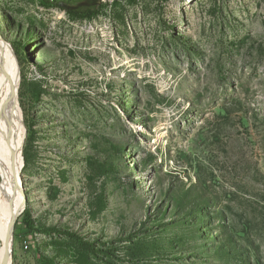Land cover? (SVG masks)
Returning a JSON list of instances; mask_svg holds the SVG:
<instances>
[{
  "label": "rangeland",
  "instance_id": "374dc122",
  "mask_svg": "<svg viewBox=\"0 0 264 264\" xmlns=\"http://www.w3.org/2000/svg\"><path fill=\"white\" fill-rule=\"evenodd\" d=\"M81 10L0 0L26 132L12 263L264 264V0Z\"/></svg>",
  "mask_w": 264,
  "mask_h": 264
},
{
  "label": "bare ground",
  "instance_id": "6f19581e",
  "mask_svg": "<svg viewBox=\"0 0 264 264\" xmlns=\"http://www.w3.org/2000/svg\"><path fill=\"white\" fill-rule=\"evenodd\" d=\"M17 73L19 64L16 56L0 35V264L5 254L6 238L21 202L18 179L23 170L22 149L26 132L19 102L20 76L17 81ZM23 201L25 205L24 194ZM8 243L6 264H13V233Z\"/></svg>",
  "mask_w": 264,
  "mask_h": 264
},
{
  "label": "water",
  "instance_id": "95a60500",
  "mask_svg": "<svg viewBox=\"0 0 264 264\" xmlns=\"http://www.w3.org/2000/svg\"><path fill=\"white\" fill-rule=\"evenodd\" d=\"M6 42V41H5ZM7 43V42H6ZM18 78H19V73H17V81H18ZM18 184H19V196H20V207L18 209V211L16 212L15 216H14V219L12 221V225H11V228H10V233H9V236L6 238V243H5V254H4V257H3V260H2V263L1 264H6V260H7V257L9 255V243H8V239L11 237L12 233H13V230H14V226H15V223L19 217V215L21 214V212L23 211L24 209V201H23V193H22V188H21V178L18 179Z\"/></svg>",
  "mask_w": 264,
  "mask_h": 264
},
{
  "label": "trees",
  "instance_id": "16d2710c",
  "mask_svg": "<svg viewBox=\"0 0 264 264\" xmlns=\"http://www.w3.org/2000/svg\"><path fill=\"white\" fill-rule=\"evenodd\" d=\"M73 2H75L76 4V8H80L82 7V12L84 14H86V16L91 15L92 13H95L96 8L98 7V0H71ZM69 11L73 12L72 9H70ZM27 226L28 228H32L30 222H27ZM50 263L49 261H45V264Z\"/></svg>",
  "mask_w": 264,
  "mask_h": 264
}]
</instances>
